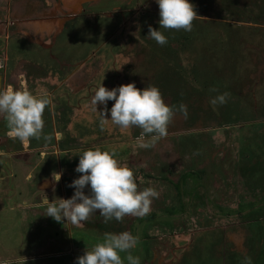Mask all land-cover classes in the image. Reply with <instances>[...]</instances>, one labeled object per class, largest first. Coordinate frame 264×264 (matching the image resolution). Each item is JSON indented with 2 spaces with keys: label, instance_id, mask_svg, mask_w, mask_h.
<instances>
[{
  "label": "rangeland",
  "instance_id": "374dc122",
  "mask_svg": "<svg viewBox=\"0 0 264 264\" xmlns=\"http://www.w3.org/2000/svg\"><path fill=\"white\" fill-rule=\"evenodd\" d=\"M190 2L191 31L160 29L161 46L148 36L160 28L155 0H0V88L32 79L50 101L33 143L10 137L0 114V264H75L121 232L138 238L130 253L141 264H264V176L251 171L264 170V0ZM101 82L157 87L175 110L167 136L101 127L104 106L91 103ZM97 147L132 169L138 190L159 192L149 213L105 223L97 210L78 225L46 216L73 196L79 154ZM48 154L53 172L35 182L32 165Z\"/></svg>",
  "mask_w": 264,
  "mask_h": 264
},
{
  "label": "clouds",
  "instance_id": "9594fccd",
  "mask_svg": "<svg viewBox=\"0 0 264 264\" xmlns=\"http://www.w3.org/2000/svg\"><path fill=\"white\" fill-rule=\"evenodd\" d=\"M155 3L159 8L160 28L157 30L149 26L148 36L157 44L163 46L167 43L160 29L191 31L192 21L197 14L190 0H155ZM228 95L227 92L220 94L210 99V104L215 109L217 104L226 103ZM108 101H114L110 109L107 108ZM91 103L95 111L98 103L104 106V110L99 112L101 127L108 120L121 129L135 126L142 129L141 137L152 134L153 140L167 136L168 125L175 111L164 102L157 87L149 85L138 89L134 83L108 90L101 82ZM49 104L46 95L34 94L27 88L14 89L10 85L0 88V114L4 115L10 137L22 143L41 138L44 126L42 117ZM178 110L187 118L185 105L180 104ZM108 114L110 118H106ZM75 172L81 175L68 185L75 189L73 196L58 199V203H48L46 216L57 222L66 220L78 225L97 210L105 223L113 219L119 222L126 215L144 217L150 211L151 201L159 197V192L153 187L138 190L132 169L119 163L114 152L99 147L79 154ZM60 178L59 174L58 181ZM86 187L87 194L84 191ZM137 244L138 238L129 232L105 233L103 241L91 248L86 247L84 254L76 258L75 264H124L125 259L128 264H141L140 258L130 253ZM120 253L128 255L122 258ZM246 264H251L250 258H246Z\"/></svg>",
  "mask_w": 264,
  "mask_h": 264
},
{
  "label": "trees",
  "instance_id": "16d2710c",
  "mask_svg": "<svg viewBox=\"0 0 264 264\" xmlns=\"http://www.w3.org/2000/svg\"><path fill=\"white\" fill-rule=\"evenodd\" d=\"M30 140H31V143H33V139H30ZM39 166L40 167L37 170V174L35 175V182L41 181L44 176H47L48 173L51 172L52 168L55 166L54 156L53 155L46 156L45 161H43ZM255 170L256 169H251V171L253 173H255V177L257 178V181L258 182L262 181L263 176H264V174H263L264 170L262 172H260V171L257 172ZM243 176H246L245 173L243 174ZM249 176H250V174H249ZM104 230L107 232V230L105 228H104ZM260 251L262 252V248L260 249Z\"/></svg>",
  "mask_w": 264,
  "mask_h": 264
},
{
  "label": "crops",
  "instance_id": "0c3cea01",
  "mask_svg": "<svg viewBox=\"0 0 264 264\" xmlns=\"http://www.w3.org/2000/svg\"><path fill=\"white\" fill-rule=\"evenodd\" d=\"M5 15L8 16L7 14H5ZM8 39H9V38H8ZM49 42H50V43H49ZM48 43H49L50 45H52V42H51V41H48ZM6 55H7V52H6ZM6 64H7V63H6ZM60 64H61L62 66H65V67H68V66H69L68 64H66V63H62V62H61ZM33 65H34V64H33ZM13 67H14V65H13ZM13 67H10V70H11ZM10 70H6V69H5V71H6V73H5L6 78L9 76L10 73H9L8 71H10ZM7 73H9V74L7 75ZM51 74H52V73H51ZM51 76H52V75H51ZM33 82H34V80H33ZM33 82H32V79H29V81H27L26 84H25V88H27V89H29V90H30V89H33ZM86 85H87V84H86ZM67 101H68V100H67ZM75 102H76V101H75ZM65 103H68V102L65 101ZM71 103H72V104L68 103V106H67L68 108H71L72 106L77 108V106H78L77 104H78V103H76V105H74L75 103H74L73 100L71 101ZM73 107H72V108H73ZM76 108H75V109H76ZM63 109H64V108H63ZM75 109H74V110H75ZM64 112H65V115H64V116H68V115L70 116V114L73 115V111H72L71 109H67V108H65V109H64ZM0 121H1V120H0ZM2 121H3V119H2ZM8 133H9V132H8ZM8 133H7V134H8ZM0 137H1V136H0ZM50 143H52V141H51ZM43 144L47 145V144H49V143L45 140V142H44ZM43 144H40V145H43ZM40 145H39V146H40ZM39 146H38V147H39ZM139 152H140V151H139ZM140 154L143 155V153H141V152H140ZM48 155H49V154H48ZM48 155H47V156H48ZM50 155H52V154H50ZM129 156H132V157H130V160H133V157H134V156H133V155H129ZM45 158H46V157L44 156V157L42 158L43 160L41 159V161H42V162L45 161ZM42 162H40V163H42ZM40 163H38L37 165H35V164L32 165L33 170H34V171H33L34 174H35V172L38 170V168L40 167V166H39ZM52 172H53V170H51V172L48 173V176H49ZM41 181H43V180H41ZM41 181H39V182H41ZM33 192H35V191L33 190ZM32 195H33V193H32ZM29 199H30V198H29ZM42 200H43V197H42L41 201H42ZM36 201H37V200H36ZM38 202H39V201H37V202H35V203H38Z\"/></svg>",
  "mask_w": 264,
  "mask_h": 264
},
{
  "label": "built area",
  "instance_id": "2783aa9c",
  "mask_svg": "<svg viewBox=\"0 0 264 264\" xmlns=\"http://www.w3.org/2000/svg\"><path fill=\"white\" fill-rule=\"evenodd\" d=\"M3 60L0 58V69H2L3 67Z\"/></svg>",
  "mask_w": 264,
  "mask_h": 264
}]
</instances>
